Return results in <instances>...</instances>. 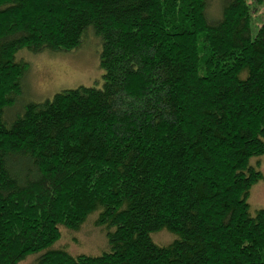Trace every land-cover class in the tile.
<instances>
[{
  "label": "trees",
  "instance_id": "1",
  "mask_svg": "<svg viewBox=\"0 0 264 264\" xmlns=\"http://www.w3.org/2000/svg\"><path fill=\"white\" fill-rule=\"evenodd\" d=\"M0 0V264H264V0ZM101 39L102 88L8 118L34 54ZM254 29L256 32L254 33ZM97 213L109 251L52 247ZM167 230V246L152 235Z\"/></svg>",
  "mask_w": 264,
  "mask_h": 264
},
{
  "label": "rangeland",
  "instance_id": "2",
  "mask_svg": "<svg viewBox=\"0 0 264 264\" xmlns=\"http://www.w3.org/2000/svg\"><path fill=\"white\" fill-rule=\"evenodd\" d=\"M254 1L250 0V3ZM219 5L220 2L215 0L209 8L210 14H217ZM256 9L254 19L260 25L264 16V5L256 6ZM253 31L255 33L256 29ZM101 50V39L90 28L84 34L80 47L68 52L46 51L34 54L28 49L19 51L16 61L27 63L28 69L22 79L21 95L8 112V118L22 113L29 103L51 100L65 90L79 87L102 88L105 72L100 65ZM253 164L264 173V157L254 159ZM249 204L252 215L264 209V179L252 188ZM97 219V213L89 215L81 228L75 231L62 227L61 237L52 248L65 249L73 256H96L109 251L107 229L98 227ZM152 238L160 246H167L175 239L167 230L153 234ZM36 256H30L20 264H35Z\"/></svg>",
  "mask_w": 264,
  "mask_h": 264
}]
</instances>
